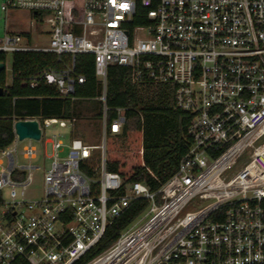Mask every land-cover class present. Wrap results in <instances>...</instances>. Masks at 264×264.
<instances>
[{"label": "built area", "instance_id": "1", "mask_svg": "<svg viewBox=\"0 0 264 264\" xmlns=\"http://www.w3.org/2000/svg\"><path fill=\"white\" fill-rule=\"evenodd\" d=\"M14 11L29 29H6L0 52L69 55L39 78L60 97L73 99L85 82L74 56L93 55L101 136L90 144L71 135L69 119H23L37 121L50 160L41 194L29 197L37 149L24 145L27 162H18L13 129L0 149V264H77L136 201L146 205L84 264H264V0L1 1V13ZM110 65L127 68L134 84L170 86L173 107L189 116L186 151L155 190L106 167V138L125 121L124 107L107 119ZM56 122L69 140L43 138ZM194 198L203 205L183 211Z\"/></svg>", "mask_w": 264, "mask_h": 264}, {"label": "trees", "instance_id": "2", "mask_svg": "<svg viewBox=\"0 0 264 264\" xmlns=\"http://www.w3.org/2000/svg\"><path fill=\"white\" fill-rule=\"evenodd\" d=\"M5 54L0 52L2 63ZM74 58L75 71L85 77V82L75 87L72 99L60 97L53 86L39 80L47 70L64 68L69 55L42 51L12 53L10 85L5 83V68L0 71V149L13 142L15 120L35 117L69 119L71 135L85 141L79 125L100 121L102 103L97 97L101 85L94 75L93 55L82 53ZM106 81L107 119L115 116L113 108H125L123 131L120 135H108L105 141L106 167L124 181H142L155 190L176 171L186 151L189 116L173 107V90L168 85L134 84L129 70L118 65L108 66ZM145 205V201L132 203L126 213L108 225L99 243L77 264L86 263L110 246Z\"/></svg>", "mask_w": 264, "mask_h": 264}, {"label": "rangeland", "instance_id": "3", "mask_svg": "<svg viewBox=\"0 0 264 264\" xmlns=\"http://www.w3.org/2000/svg\"><path fill=\"white\" fill-rule=\"evenodd\" d=\"M2 0H0L1 3ZM7 31H26L29 29V23L27 21V15L24 12H9L6 14H3L0 12V38L3 36V34ZM32 41H35V39L32 38ZM38 42H45L46 38H37ZM5 58V83L6 85H10L12 81V72H11V64H12V53L7 52ZM80 131L83 132L85 136V141L90 144H97L100 140V121L99 120H93V121H84L80 123L79 125ZM53 136H59L64 141L69 140L70 136V128L67 125H62L60 122H56L50 127L44 129V135L43 138L46 139H52ZM32 144L37 149V157L35 159H32V163H38L40 165V170L32 171L31 174V183L26 188V192L29 197H37L42 192V169H46L49 166L50 160L48 158H43V151H42V142L39 141H33L30 139H24L22 141H19L17 143V148L19 151L18 155V162L26 163L27 160L22 158V155L20 153L21 148L24 145ZM50 153V143L45 144V154L48 155ZM64 155V154H62ZM44 161V164H43ZM203 201L199 200L198 198H194L186 207L183 209V211H189L199 208L203 205Z\"/></svg>", "mask_w": 264, "mask_h": 264}, {"label": "water", "instance_id": "4", "mask_svg": "<svg viewBox=\"0 0 264 264\" xmlns=\"http://www.w3.org/2000/svg\"><path fill=\"white\" fill-rule=\"evenodd\" d=\"M5 68L4 63L0 62V71ZM2 94V89L0 88V95ZM14 133L17 135L18 140L32 139L39 140L40 130L36 120H23L19 119L13 123Z\"/></svg>", "mask_w": 264, "mask_h": 264}]
</instances>
